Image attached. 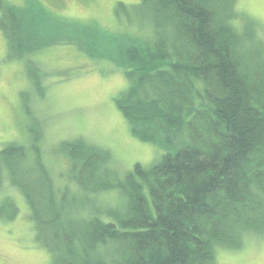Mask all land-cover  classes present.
Segmentation results:
<instances>
[{"label": "trees", "instance_id": "obj_1", "mask_svg": "<svg viewBox=\"0 0 264 264\" xmlns=\"http://www.w3.org/2000/svg\"><path fill=\"white\" fill-rule=\"evenodd\" d=\"M236 1L138 0L134 13L152 29L141 40L57 21L38 0H0L8 60L80 41L85 53L123 69L129 83L116 106L133 135L164 150L119 179L107 150L61 142L78 201L54 185L40 133L32 160L15 142L0 149V185L6 177L22 193L51 264H214L216 247L236 248L243 234L264 231V54L258 38L241 32ZM33 68L28 60L30 78ZM112 188L119 207L95 202ZM2 202L10 211L0 214L14 218V202Z\"/></svg>", "mask_w": 264, "mask_h": 264}, {"label": "rangeland", "instance_id": "obj_2", "mask_svg": "<svg viewBox=\"0 0 264 264\" xmlns=\"http://www.w3.org/2000/svg\"><path fill=\"white\" fill-rule=\"evenodd\" d=\"M5 1L20 7L27 0ZM38 1L57 21L93 24L105 34H129L141 40L152 33L147 19L134 13L133 5L138 0ZM118 3L124 5L119 13ZM236 11L240 13L241 32L258 38L264 54V0H237ZM77 44L81 42L68 40L63 45L8 60L0 30V149L15 142L27 149L32 160V138L40 133L38 149L54 185L66 187L68 199L72 195L80 201L82 192L69 177V159L60 150L61 142L82 139L107 150L109 165L119 179L135 164L149 167L164 150L133 135L116 106L117 96L129 83L123 69L106 59L90 56ZM28 60L35 63L31 78ZM7 180L5 177L0 185V210L10 211L7 204L2 205L3 200L9 199L18 211L12 219L6 217L7 213L0 214V264H51V254L35 239L33 221L22 193ZM122 200L118 189L112 188L98 193L95 202L113 208L119 207ZM73 206L77 213V205ZM85 209H80L78 215L85 214ZM214 264H264V231L243 234L242 243L236 248L216 247Z\"/></svg>", "mask_w": 264, "mask_h": 264}]
</instances>
